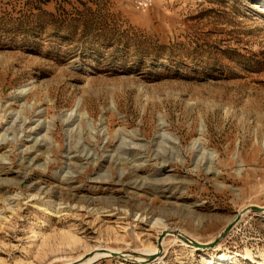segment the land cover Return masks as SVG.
Masks as SVG:
<instances>
[{"label":"rangeland","instance_id":"1","mask_svg":"<svg viewBox=\"0 0 264 264\" xmlns=\"http://www.w3.org/2000/svg\"><path fill=\"white\" fill-rule=\"evenodd\" d=\"M252 205L264 0H0V264H264Z\"/></svg>","mask_w":264,"mask_h":264},{"label":"water","instance_id":"2","mask_svg":"<svg viewBox=\"0 0 264 264\" xmlns=\"http://www.w3.org/2000/svg\"><path fill=\"white\" fill-rule=\"evenodd\" d=\"M248 210L263 212L264 211V206L252 205V206H249L246 209H244L243 212H246ZM239 217H240V214H238L236 216L235 220H238ZM232 226H233L232 223L228 224V226L221 232L220 236L216 239V241L219 240L221 237H223L231 229ZM165 234H166V232H162V234L158 238V252L161 251V248H162L161 242H162V238L165 236ZM178 236H179V238H182L185 241H190L188 238L184 237L182 234H179ZM190 242H193V241L191 240ZM194 245L200 246V244H198V243H194ZM111 253H112V255H116L117 254L115 252H111ZM156 254L155 255H150L145 261H142V262L153 261L156 258Z\"/></svg>","mask_w":264,"mask_h":264},{"label":"bare ground","instance_id":"3","mask_svg":"<svg viewBox=\"0 0 264 264\" xmlns=\"http://www.w3.org/2000/svg\"><path fill=\"white\" fill-rule=\"evenodd\" d=\"M137 183V182H136ZM246 213V212H245ZM263 215H264V211L263 212H261ZM242 215H244V213L243 214H240V216L242 217ZM231 222L230 223H232L233 225L234 224H236V222L238 221V220H235V217H234V219L232 218L231 220H230ZM229 223V224H230ZM161 226H162V230L163 231H167V232H172V231H174V230H169V228L167 227V225H165L164 223H161ZM161 233V232H160ZM179 234H183V233H180V232H178V234L176 235L178 238H179ZM168 235H170V234H168ZM185 235V234H184ZM174 237L175 239L177 238V237ZM192 241L193 242H191V244H193L194 245V243H197L196 241H194L193 239H192ZM161 246H162V242H161ZM194 246H196V245H194ZM101 251V250H100ZM103 251H104V253H103ZM102 252H100L97 256H94V257H92V258H90L89 260H88V262L87 263H89L90 261H93V260H95V259H97L98 257H101V256H104V254H108V252H112V251H108V250H103ZM157 251H158V247H157V249H156V253H157ZM153 253L154 252H148V253H145V254H143V257H141L140 259L141 260H143V261H145L150 255H153ZM155 253V254H156ZM154 254V255H155ZM91 256V255H90ZM89 256V257H90ZM131 256V255H130ZM132 256H136V252H134L133 253V255ZM88 258V257H87ZM86 258V259H87ZM80 259V258H79ZM79 259H77V260H74V261H70V263H74L75 264V262H77V263H82L83 261H80V262H78L79 261ZM70 263H67V264H70ZM261 264V263H260Z\"/></svg>","mask_w":264,"mask_h":264},{"label":"built area","instance_id":"4","mask_svg":"<svg viewBox=\"0 0 264 264\" xmlns=\"http://www.w3.org/2000/svg\"><path fill=\"white\" fill-rule=\"evenodd\" d=\"M153 0H133L135 9L145 11L151 7Z\"/></svg>","mask_w":264,"mask_h":264}]
</instances>
